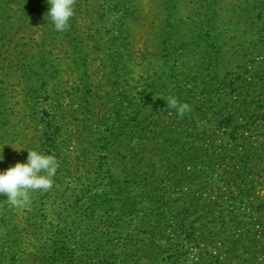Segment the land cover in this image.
Masks as SVG:
<instances>
[{
  "label": "trees",
  "instance_id": "trees-1",
  "mask_svg": "<svg viewBox=\"0 0 264 264\" xmlns=\"http://www.w3.org/2000/svg\"><path fill=\"white\" fill-rule=\"evenodd\" d=\"M182 2L161 0L168 23L153 72L147 65L135 73L128 33L97 44L113 85L84 86L75 148L94 157V169L73 200L60 196L61 208L51 190L33 195L25 227L35 264H264L254 230L264 227V200L252 202L257 183L248 169L255 158L264 179V145L250 136L264 125V0H187L189 9ZM105 5L117 21L109 36L118 38L135 12L128 0ZM74 39L72 31V53L84 62ZM5 89L0 80V155L13 137ZM170 96L189 110L178 115ZM40 113L43 152L59 160L70 139L60 143L55 113ZM8 218L0 220V264H19L27 231Z\"/></svg>",
  "mask_w": 264,
  "mask_h": 264
},
{
  "label": "rangeland",
  "instance_id": "rangeland-1",
  "mask_svg": "<svg viewBox=\"0 0 264 264\" xmlns=\"http://www.w3.org/2000/svg\"><path fill=\"white\" fill-rule=\"evenodd\" d=\"M109 1L111 0H74V15L70 18L69 27L63 32H57L47 16L46 0H0V80L7 90L6 107L10 110V127L13 128V137L4 140L8 148L3 149L4 159L0 162V170L18 160L24 161L27 150L43 151V131L47 130V126L42 121L40 111L48 108L52 115L56 114L58 123L61 124L60 143L64 144L63 140L70 139L69 149H65L58 160L59 178L57 181L53 180L49 189L55 198L52 203L60 208V196L62 199L64 196L65 200H73V194L94 169L91 166L94 157L87 153L79 157L75 152L77 133L81 129L79 120L84 113V86L89 83L96 90L105 92L113 85L112 79L107 81L102 75L106 68L103 69L97 60V56L101 57L95 51L97 44L107 46L111 40L122 41L128 33L130 47L127 54L135 63V73L144 75L147 65L148 71L153 72L154 66L156 68L160 29L168 23L161 0H128L132 6L129 10H133L135 14L130 17L132 21L127 20L124 27L120 28L122 32L118 38H112L109 34L115 29L113 24L117 21L106 9L105 4ZM183 2L186 9H189L187 0ZM184 9L185 7L181 9L182 14L185 13ZM72 31L75 34L73 42L78 41L82 45L80 49L86 50L84 62L77 59V53H72ZM107 66L109 67L108 62H105V67ZM94 106V112H101L99 101ZM250 136L264 145V125L261 122L255 123ZM64 146L67 148V143ZM259 155L264 160V152ZM253 162L248 169L254 171V175L249 178L257 183L254 185L257 186L255 196L258 199L253 198L252 201L255 204L264 200V179L256 176L262 170V165L258 160L255 162V158ZM232 176L233 173L223 178L230 179ZM220 184L222 188L223 185L224 188L228 185L224 181ZM30 209L31 206L13 207L8 203L6 195L0 194V220L6 215L13 217V221L19 225L22 222L20 227L23 228L26 212ZM263 228V225L254 226V230L258 231L256 235L259 236L257 243L262 246L264 238L260 235ZM25 230L27 236H24L23 244L19 247L23 253L19 264H35L31 257L35 244L34 235L31 227L26 226ZM1 231L5 233L4 229H0Z\"/></svg>",
  "mask_w": 264,
  "mask_h": 264
},
{
  "label": "clouds",
  "instance_id": "clouds-1",
  "mask_svg": "<svg viewBox=\"0 0 264 264\" xmlns=\"http://www.w3.org/2000/svg\"><path fill=\"white\" fill-rule=\"evenodd\" d=\"M46 3V13L54 30H67L74 15V0H46ZM166 104L175 109L178 115H183L190 107L187 103L179 102L175 96L168 97ZM3 159V155H0V161ZM58 167L59 161L54 155L37 149L27 150L24 161L18 160L0 170V194L6 195L11 206L27 208L37 190L44 192L52 187Z\"/></svg>",
  "mask_w": 264,
  "mask_h": 264
}]
</instances>
